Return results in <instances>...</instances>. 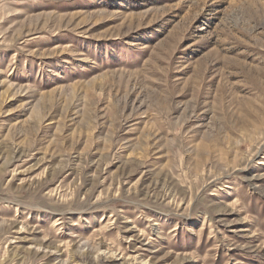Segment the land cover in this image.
Instances as JSON below:
<instances>
[{"label": "rangeland", "instance_id": "1", "mask_svg": "<svg viewBox=\"0 0 264 264\" xmlns=\"http://www.w3.org/2000/svg\"><path fill=\"white\" fill-rule=\"evenodd\" d=\"M0 264H264V0H0Z\"/></svg>", "mask_w": 264, "mask_h": 264}]
</instances>
